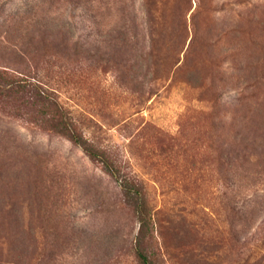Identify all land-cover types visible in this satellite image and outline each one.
<instances>
[{
  "label": "rangeland",
  "instance_id": "obj_1",
  "mask_svg": "<svg viewBox=\"0 0 264 264\" xmlns=\"http://www.w3.org/2000/svg\"><path fill=\"white\" fill-rule=\"evenodd\" d=\"M0 264H264V0H0ZM25 81V82H26Z\"/></svg>",
  "mask_w": 264,
  "mask_h": 264
},
{
  "label": "trees",
  "instance_id": "obj_2",
  "mask_svg": "<svg viewBox=\"0 0 264 264\" xmlns=\"http://www.w3.org/2000/svg\"><path fill=\"white\" fill-rule=\"evenodd\" d=\"M25 81L21 83L20 78L15 79L0 71V87H2V89H13L17 87L18 90H22L26 86L31 87L32 89L37 87L35 83L31 81ZM33 96L38 101H41L44 105L52 107V111L47 110V114L50 115L48 120L51 122V127L54 129V131L70 138L73 142L81 146L92 159L101 161L106 171L119 177L124 194L128 199H133L132 205L134 206L139 218L140 225L138 229V238L134 249L136 259L139 264H154L153 260L142 246V242L148 229L149 215L145 212V204L138 199L135 184L126 176L119 174V171L112 168L111 164L107 160L100 158L101 156L93 144L87 138L83 137L79 130L70 121L71 118L68 117L65 111H63L60 106H57V103L52 101L43 90H36V92L33 93Z\"/></svg>",
  "mask_w": 264,
  "mask_h": 264
}]
</instances>
